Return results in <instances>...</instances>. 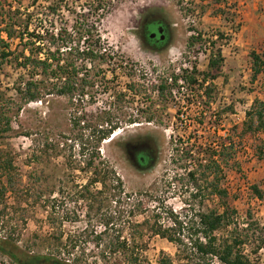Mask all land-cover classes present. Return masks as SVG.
<instances>
[{
  "label": "rangeland",
  "instance_id": "1",
  "mask_svg": "<svg viewBox=\"0 0 264 264\" xmlns=\"http://www.w3.org/2000/svg\"><path fill=\"white\" fill-rule=\"evenodd\" d=\"M57 1L40 0L39 5L47 6ZM102 1L108 13L101 18L105 11L100 10L92 13L90 19L99 29L97 47L108 48L115 55L110 63L97 60L84 70L95 83L84 89L89 100L83 95L70 100L54 94L27 103L19 110L13 87L20 71L9 65L0 70V87L8 101L5 110L12 118L9 138L0 150L3 157L13 163L10 175L13 186L8 187L2 199L0 197V211H3L0 235L13 234L22 247L35 253L60 251L62 257L77 261L76 264H117L115 258L104 256L102 251L112 230L130 219L128 211L139 202L146 211L136 216L134 220L138 222L147 218L151 225L161 204L182 213L183 219L187 213L188 219L191 213L194 216L199 210L196 201L191 203L194 210H182L191 202H186L190 200L187 187L182 183L186 180H177L174 186L168 183L172 178L185 177V169L181 167H189L201 147L218 143L220 138L230 134L231 129L240 127L246 110L256 97L264 101V75L251 82L249 57L253 51L264 53V0H188L187 4L184 0ZM96 2L98 0H62V9L50 16L53 28L64 23L71 27L75 15L70 11L94 9ZM186 7L193 12L186 14ZM218 8L225 11L223 15H214ZM226 16L230 18L225 20ZM188 17L194 19L195 24H191ZM145 20L146 38L160 51L149 49L140 39L138 32ZM164 22L170 25V33ZM190 26L205 33V38L214 36L216 49L221 48L225 58L221 75L209 81L214 88L212 98L207 96L204 88L195 92L190 87L194 96L187 98L183 110L171 96L163 95L151 99L150 108L136 118L138 124H129L131 105L122 100L114 105L112 100L124 86L125 74L131 77L137 90L135 101L140 105L144 94L154 87V78L172 75L176 67H182L184 59L197 60L200 71L206 70V50L197 53L199 45L187 48ZM219 32H224L226 39L219 40L216 36ZM145 73L148 76H143ZM104 104L106 107L110 105L112 111H102L98 107ZM229 106L234 107L232 112H226ZM181 111L182 117L178 116ZM83 114H86L85 124L75 126V118ZM109 120L112 124L117 123L120 129L115 137L101 143L100 153L121 177L125 192L132 196L123 195L118 200L106 193L101 197L100 208L91 212L96 226L92 228L100 231L104 216L113 217V225L109 236H104L98 246L95 234L88 236L84 232L88 220L86 210L76 201L80 185L89 175L84 171L87 157L81 155L79 146L71 137L78 132L92 134L96 125H110ZM146 138L155 142L157 154L151 168L141 169L126 153L124 144ZM260 145H264V134L245 138L238 144L240 170L228 173V187L242 226L250 214L261 228L264 225V201L255 198L251 191L253 184L264 188V159L259 160L256 156ZM178 148L192 151L193 156L188 160L181 159L182 154L175 152ZM138 161L145 166L150 163V158L142 155ZM3 184L8 183L0 170V187ZM161 215V220L167 223V214ZM146 229L143 241L148 244V249L144 255L149 263L157 264L160 258L170 257L174 264H181L177 259V246L166 239L151 236ZM254 235L264 237L259 231ZM125 236L129 237V233ZM254 247L249 242L244 247L245 253L253 262L264 264V247L253 254ZM0 264L10 263L0 255Z\"/></svg>",
  "mask_w": 264,
  "mask_h": 264
},
{
  "label": "trees",
  "instance_id": "2",
  "mask_svg": "<svg viewBox=\"0 0 264 264\" xmlns=\"http://www.w3.org/2000/svg\"><path fill=\"white\" fill-rule=\"evenodd\" d=\"M40 0H0V70L9 65L20 71L14 81V90L19 100V110L27 103L42 100L49 95L69 97L70 100L84 94L87 86H93V77L83 73L87 66L94 65L98 60L104 62L105 55L98 53L97 41L99 29L90 17L100 10H104L100 17L103 18L106 4L102 0L94 3V9L88 7V11L78 12L69 10L75 15L71 27L68 23L62 24L57 29L53 28L50 16L62 9L61 1L47 6L39 5ZM182 3V1H181ZM187 8V7H186ZM187 12H193L187 8ZM224 10L218 8L215 16L223 15ZM100 18V19H101ZM228 16L224 19L228 20ZM100 21V20H99ZM50 23V24H49ZM191 36L187 42V48L192 49L199 45L200 50H206L208 56L207 68L200 71L198 62H193L192 72H184L183 78L193 90L201 91L203 88L207 96L214 88L209 81L215 80L222 73L225 58L221 48L216 49L217 41L214 36L204 37L205 33L195 27H189ZM197 33V35L195 34ZM219 40L226 39L224 32L216 35ZM251 82L264 75V53L251 52ZM82 75V76H81ZM178 77H174L173 85L163 81L160 90L164 93L167 89L176 86ZM264 91V87H263ZM264 93V92H263ZM6 93L0 87V146L5 144L11 131L12 118L8 115L5 99ZM233 106H229L226 112H232ZM86 114L74 120L75 126L85 124ZM110 125H96L92 134L78 132L71 137L79 146L80 153L85 159L84 171L89 175L84 184L80 185L77 203H81L86 210L87 227L84 232L95 234V244L100 246L104 236H109L113 225V217L104 216L101 220V230L95 231L94 220L91 212L100 208L101 197L106 193L120 200L123 195L131 197L124 190V183L116 171L102 157L100 145L109 140L111 134L118 127L117 123ZM134 122V119H130ZM204 124L203 121H200ZM218 122V121H217ZM264 134V101L256 97L253 104L246 110L245 119L240 127H234L230 134L220 138L218 143L201 147L194 155L193 163L185 169V177L172 178L168 184L175 185L178 180L187 187L190 200L182 210H194L191 203L196 201L199 210L190 218L183 219L182 213L174 208L164 206L154 214V221L144 218L142 222L134 220L137 215L143 214L146 208L141 202L132 205L128 211L129 220L119 225L110 235V240L103 249V255L115 258L117 264H150L144 255L148 244L143 241L145 228L151 236H158L174 243L177 246V259L181 264H261L253 262L245 253L244 247L250 242L255 247L253 254H257L264 247V237H255L259 231L264 234V225L254 221L249 214L245 226L238 218V211L233 204V196L228 187V173L238 172V144L245 138L257 137ZM115 137V134L112 136ZM112 139V138H111ZM126 153L136 159V165L141 169H149L153 166L157 154V147L151 138L140 139L124 144ZM143 152V153H141ZM181 159L191 158L192 151L188 149H175ZM150 158L148 165H140L138 158L142 155ZM257 158L264 159V145L257 147ZM12 160L3 157L0 150V170L6 176L7 185L0 187L1 199L5 196L8 187L13 186L11 170ZM9 185V186H8ZM11 185V186H10ZM255 198L264 201V188L260 184L251 186ZM213 203L212 205L209 203ZM188 205V207L186 206ZM206 206V209H204ZM167 214V223L162 219L163 213ZM3 211H0V222ZM100 222V221H99ZM96 227V226H95ZM92 228V230H90ZM90 232V233H89ZM129 233V237L125 235ZM0 255L6 257L10 264H76L69 258L62 257V253H35L28 247H22L13 234L0 235ZM157 264H174L170 257H162Z\"/></svg>",
  "mask_w": 264,
  "mask_h": 264
},
{
  "label": "built area",
  "instance_id": "3",
  "mask_svg": "<svg viewBox=\"0 0 264 264\" xmlns=\"http://www.w3.org/2000/svg\"><path fill=\"white\" fill-rule=\"evenodd\" d=\"M188 0H184V4H187ZM188 20H190L191 24H195V20L194 19H190V17H188ZM197 35V33H195ZM98 53L101 55H105L106 60L104 62L110 63L111 58L115 55L114 52H109L108 48H98ZM103 62V63H104ZM126 65V63H125ZM193 62L191 60H185L182 64V67H176L173 70V74L172 75H164L163 77H160L159 75H157V77L159 76V78H154V84L151 89V91H148L147 93H145V97L142 98V101L140 103V105H137V101H135V98H137V96L134 94L137 92V90L134 89L133 84H132V80L130 75L125 74L124 78V86L121 87L120 90H118V93L115 94L113 96V102L114 105L116 102H118L119 100H122L123 103L131 105L130 107V115H129V120L130 119H134V122H130L129 124L132 125H136L138 124V122L136 121V118L141 116L142 113H145L149 108H150V104H151V99L154 98H158V97H162L163 95H169L171 96L176 102H178L181 107L180 109L185 110L186 106V101L188 97H193L194 94L193 92L190 90V86L189 83L183 78V74L184 72H192L193 70ZM198 70H200L199 65H197ZM84 73V72H83ZM118 74V73H116ZM82 76V75H81ZM139 76V75H138ZM143 76H148L147 73H145V75ZM174 77H178L177 78V83L176 86L171 87L169 89H167L164 93L161 92L160 90V85L162 84L163 81H166V83L168 85H173V81H174ZM95 84V83H94ZM94 86V85H93ZM88 95V94H87ZM86 95V92L83 94L82 97L86 96V100L88 99V96ZM99 104V103H97ZM102 111H112L111 110V106L108 105V107H106V104H104V106H98ZM156 107L159 108V104L156 105ZM176 114V112H175ZM183 115V111H181L180 114H178V116L182 117ZM120 127L118 125V127L116 128V130L113 132V134H111V138L114 134H116L119 131Z\"/></svg>",
  "mask_w": 264,
  "mask_h": 264
},
{
  "label": "flooded vegetation",
  "instance_id": "4",
  "mask_svg": "<svg viewBox=\"0 0 264 264\" xmlns=\"http://www.w3.org/2000/svg\"><path fill=\"white\" fill-rule=\"evenodd\" d=\"M164 23H165V26L167 28V31L170 33V25L168 23H166V22H164ZM138 33L140 35V39H141L142 43L144 45H146V47H148L149 49H151L153 51H160L157 47H155L151 43H149L148 40H147V38H146V20L142 23L141 30ZM169 39H170V36L168 38L167 44L169 43ZM132 160L134 161L135 164L138 163L136 161V159L134 158V156H132Z\"/></svg>",
  "mask_w": 264,
  "mask_h": 264
}]
</instances>
